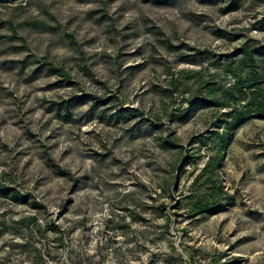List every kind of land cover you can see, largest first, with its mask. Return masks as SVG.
Returning a JSON list of instances; mask_svg holds the SVG:
<instances>
[{"label":"rangeland","instance_id":"1","mask_svg":"<svg viewBox=\"0 0 264 264\" xmlns=\"http://www.w3.org/2000/svg\"><path fill=\"white\" fill-rule=\"evenodd\" d=\"M226 2L0 0V264H264V119L232 133L231 202L176 208L221 119L203 81L264 46V0Z\"/></svg>","mask_w":264,"mask_h":264},{"label":"trees","instance_id":"2","mask_svg":"<svg viewBox=\"0 0 264 264\" xmlns=\"http://www.w3.org/2000/svg\"><path fill=\"white\" fill-rule=\"evenodd\" d=\"M142 1L163 4L171 0ZM226 1L225 12H231L239 8L241 0ZM216 64L222 67L227 77L232 78L233 83L228 87L226 84L216 86L211 81H203L201 85L203 95L197 101L216 108V114L221 115V119L208 134L211 145L203 136L199 137L202 146H209L210 155L191 185L196 192L182 195L177 201L176 208L184 207L189 218L215 215L225 208L226 202H231L221 176V167L233 139L232 133L249 119H264V46L253 40L247 41L232 58L225 59L224 63L218 58ZM224 109L225 112H222ZM166 208L163 204L160 211L164 213Z\"/></svg>","mask_w":264,"mask_h":264}]
</instances>
